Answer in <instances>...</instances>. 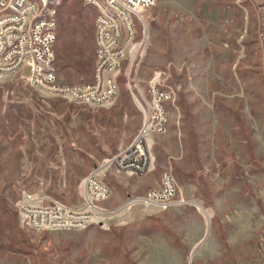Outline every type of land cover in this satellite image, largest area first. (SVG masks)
I'll list each match as a JSON object with an SVG mask.
<instances>
[{
  "label": "rangeland",
  "instance_id": "rangeland-1",
  "mask_svg": "<svg viewBox=\"0 0 264 264\" xmlns=\"http://www.w3.org/2000/svg\"><path fill=\"white\" fill-rule=\"evenodd\" d=\"M65 2L56 7L64 33L55 66L63 82H90L92 8ZM75 6L87 14L84 25L70 16ZM144 27V54L123 64L109 104L49 95L20 73L0 78V264H264V0H156ZM158 71L174 98L165 104L166 131L149 149L156 170L119 173L110 160L143 127L135 85L147 96ZM93 173L113 194L87 229L22 224L25 194L32 204L84 209L81 186ZM165 173L178 190L170 206H127L160 187Z\"/></svg>",
  "mask_w": 264,
  "mask_h": 264
},
{
  "label": "built area",
  "instance_id": "built-area-1",
  "mask_svg": "<svg viewBox=\"0 0 264 264\" xmlns=\"http://www.w3.org/2000/svg\"><path fill=\"white\" fill-rule=\"evenodd\" d=\"M67 0H0V78L20 73L28 83L43 92L80 104L103 106L118 95L123 64L131 56L134 62L145 51L148 34L144 13L156 0H83L95 14V64L90 82L66 83L57 72L55 45L57 43L56 7ZM142 28V30L140 29ZM142 32L141 37L139 32ZM30 74H24V68ZM161 72L147 83V96L138 85V95L132 93L144 114L143 127L133 143L120 150L110 160L119 173L147 174L151 157L145 136L166 131L168 112L165 104L174 92L161 84ZM131 87V76L128 74ZM84 209H74L59 202L49 205L32 204L33 197L24 195L18 205L23 225L37 231H81L106 212L98 203L108 200L112 188L95 173L82 182ZM178 190L173 177L165 173L161 186L136 200L146 205L168 207L175 201ZM184 202L183 200L180 201Z\"/></svg>",
  "mask_w": 264,
  "mask_h": 264
},
{
  "label": "trees",
  "instance_id": "trees-1",
  "mask_svg": "<svg viewBox=\"0 0 264 264\" xmlns=\"http://www.w3.org/2000/svg\"><path fill=\"white\" fill-rule=\"evenodd\" d=\"M66 2H63L61 3L60 5H58V9L62 8L64 5H65ZM92 25H91V28H90V35L91 37L94 38V34H95V10L92 8ZM70 16L73 18V21L77 24V26H80V25H84V23L86 22V18H87V14H85L84 12V8L81 6H75L74 9L72 11H70ZM62 27V30L58 31L57 33V38L61 39V36L63 35L64 33V26H63V23L60 25ZM59 51L60 50H57L56 49V53L58 52V62L60 63L62 61V56L59 54ZM75 66L81 70V71H85L86 70V67L85 65H83V63H75ZM178 104L179 105H182L183 106V101H181V99L178 101ZM18 212V211H17ZM18 214V213H17ZM133 264V263H131Z\"/></svg>",
  "mask_w": 264,
  "mask_h": 264
},
{
  "label": "crops",
  "instance_id": "crops-1",
  "mask_svg": "<svg viewBox=\"0 0 264 264\" xmlns=\"http://www.w3.org/2000/svg\"><path fill=\"white\" fill-rule=\"evenodd\" d=\"M154 135H155V133H149L145 137L146 143H147L149 149L152 148V146H153ZM155 161H156V158L153 157L150 169L156 170L155 169Z\"/></svg>",
  "mask_w": 264,
  "mask_h": 264
}]
</instances>
